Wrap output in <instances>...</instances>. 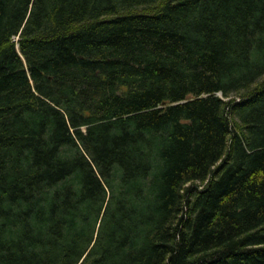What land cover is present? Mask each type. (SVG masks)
Masks as SVG:
<instances>
[{
    "label": "trees",
    "instance_id": "trees-1",
    "mask_svg": "<svg viewBox=\"0 0 264 264\" xmlns=\"http://www.w3.org/2000/svg\"><path fill=\"white\" fill-rule=\"evenodd\" d=\"M0 264H264V0H0Z\"/></svg>",
    "mask_w": 264,
    "mask_h": 264
}]
</instances>
